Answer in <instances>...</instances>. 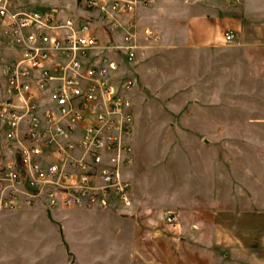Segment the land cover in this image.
<instances>
[{
    "label": "crops",
    "instance_id": "1",
    "mask_svg": "<svg viewBox=\"0 0 264 264\" xmlns=\"http://www.w3.org/2000/svg\"><path fill=\"white\" fill-rule=\"evenodd\" d=\"M153 4L125 13V19L134 15L139 26L158 35L127 63L138 80L129 92L135 132L132 161L125 168L133 183L132 204L49 207L41 200L29 204L21 198L16 208L0 209V264H142L151 261L160 246L168 250L170 243L173 248V231L164 220L168 207L219 213L225 205L234 213L229 200L255 197L261 188L264 177L256 173L255 157L263 150L244 147L243 136L226 133L230 128L239 132L240 127H255L251 118L264 117V110L224 109L219 103L224 96V50L264 53V43L249 45L244 40L264 38V0ZM97 32L104 41V30ZM228 32L234 33L233 39H226ZM2 68L1 92L6 82ZM239 75L233 74L236 87L226 95L230 99H243L238 93H248L240 89ZM193 91L200 104L185 108L196 97ZM179 117L183 124L175 119ZM224 117L246 118L247 123L236 120L229 125ZM246 143L255 144L251 137ZM10 150L0 143V160Z\"/></svg>",
    "mask_w": 264,
    "mask_h": 264
},
{
    "label": "built area",
    "instance_id": "2",
    "mask_svg": "<svg viewBox=\"0 0 264 264\" xmlns=\"http://www.w3.org/2000/svg\"><path fill=\"white\" fill-rule=\"evenodd\" d=\"M156 1L75 0L89 13L81 17L61 4L0 0V119L11 147L0 160V209L21 198L49 207L132 204L125 168L135 132L129 92L138 80L124 59L158 35L125 13ZM98 28L121 40L102 41Z\"/></svg>",
    "mask_w": 264,
    "mask_h": 264
},
{
    "label": "rangeland",
    "instance_id": "3",
    "mask_svg": "<svg viewBox=\"0 0 264 264\" xmlns=\"http://www.w3.org/2000/svg\"><path fill=\"white\" fill-rule=\"evenodd\" d=\"M62 1L66 3L62 6L76 15L85 17L89 14L81 8H77L75 0ZM262 25L264 26V24ZM104 39V42L120 41L121 36L119 33L113 34L110 29H107V35ZM244 40L249 45L264 43V38L258 37H247ZM2 47L0 35V73L3 57H5ZM124 60L128 63L126 59ZM223 60L224 96L223 101L219 103L221 107L224 109L264 110V53L231 54L224 50ZM237 64H239L238 68ZM249 65L250 67H248ZM238 72L240 74L239 87L248 93L245 92L247 95H240L243 92L238 93L243 99H230L226 95L235 92V81L233 84L231 81L233 74ZM195 73H197L196 69ZM189 88L196 90L197 85H190ZM193 95L196 97L186 103L185 108H198L199 99L194 91ZM175 119L180 124L184 123L181 117ZM189 119L197 118L191 117ZM223 119L224 123L229 125L234 124L236 120L240 122L238 123L240 125H243V121L247 123V119L241 117H224ZM251 119H254L255 127H247V129L240 127L243 130H239V132L230 128L226 135L243 136L244 138L240 141L244 147H260L263 150L260 157H255V162L258 164L255 166L258 170L256 173L262 179L264 177V117ZM4 127L2 119H0V143L2 146L7 145L11 149L8 140L4 137ZM249 137L255 144L247 145L246 142ZM3 152L4 150L2 154ZM260 186L261 188L256 191L255 197L245 196L240 197L239 200H229L230 206H234L232 209L235 210L234 213L229 212L227 209L229 207H225V205L219 213L199 212L198 209L193 208L188 211L177 205L168 207L164 213V220L173 231V248H171L170 243L168 250L166 245L160 246L158 253L153 254V259L143 261L142 264H264V179L261 180ZM225 199L226 197H224V204L228 203ZM120 204L122 203L115 200L112 205ZM170 211L175 212L177 216L173 221L168 218ZM214 221L216 222L215 225H213ZM133 264H140V262H133Z\"/></svg>",
    "mask_w": 264,
    "mask_h": 264
}]
</instances>
